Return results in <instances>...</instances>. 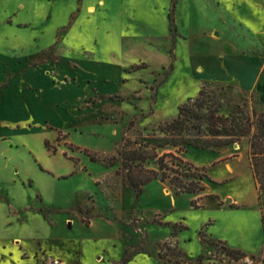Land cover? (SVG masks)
<instances>
[{"label":"rangeland","instance_id":"rangeland-1","mask_svg":"<svg viewBox=\"0 0 264 264\" xmlns=\"http://www.w3.org/2000/svg\"><path fill=\"white\" fill-rule=\"evenodd\" d=\"M96 1L0 0V142L11 151L0 159L9 201L0 203V241L12 253L0 264L17 260L5 217L23 207L34 214L21 213V264L61 263V253L69 264H176L175 247L179 264H237L222 247L246 255L238 264L264 261L246 140L179 154L209 179L193 195L155 180L136 198L106 163L123 139L157 134L202 88L222 114L264 111V96L233 76L264 74V34L219 22L222 0H108L107 10H86Z\"/></svg>","mask_w":264,"mask_h":264},{"label":"trees","instance_id":"trees-1","mask_svg":"<svg viewBox=\"0 0 264 264\" xmlns=\"http://www.w3.org/2000/svg\"><path fill=\"white\" fill-rule=\"evenodd\" d=\"M170 17L168 14L169 20ZM132 69L136 71L139 66ZM219 108L214 97L202 88L195 99H188L178 108L175 119L158 126L157 134L134 140L123 139L120 149L115 155L107 157L106 163L109 166L118 165L116 175L122 185L134 192L136 198L142 194L145 186L155 180L168 182L175 195H193L204 191L201 182L209 179L203 168L184 162L179 154L187 152L188 148L216 149L246 140L249 168L260 199L264 196V111L257 112L248 110L244 105H235L225 115L219 112ZM83 152L88 155L87 151ZM90 159L95 158L90 156ZM229 207L237 208L233 204ZM164 246L170 250L169 244ZM222 250L233 261L246 257L239 250L227 247H222ZM170 251L174 252L171 256L175 258V263H181L183 253L176 247ZM168 255L160 252L159 258L165 259ZM201 260L200 257L193 264H201ZM127 261L125 258L120 264Z\"/></svg>","mask_w":264,"mask_h":264},{"label":"crops","instance_id":"crops-1","mask_svg":"<svg viewBox=\"0 0 264 264\" xmlns=\"http://www.w3.org/2000/svg\"><path fill=\"white\" fill-rule=\"evenodd\" d=\"M82 1V0H80ZM108 0H97L95 4H88L86 6V10L89 9V7H95L94 5H97L101 8H105L107 10V6H109ZM216 9L219 8L222 10V14L217 17V19L221 20L223 19V23L225 24L226 27L232 28V27H238V28H244L246 31L250 30H259V32L264 34V0H222V4L218 5L215 7ZM249 33V32H248ZM258 71H253L252 73L248 74V77H250L252 80L247 79L242 75H237L233 74V76H236L239 83L244 87V88H252L258 92L261 97L264 96V74L262 73L261 76L257 75ZM11 151L7 149V146L5 143L0 142V159H6L5 155L9 154ZM6 165V164H3ZM13 175V174H12ZM22 181L20 180V184ZM22 186V184L20 185ZM1 191V190H0ZM4 202L9 206V201L7 199V194L6 198H0V203ZM261 205L263 206V214H264V196L261 197ZM29 207H23V209H15V208H9L7 215H6V226L13 228V235H12V240L11 244L13 249L16 252L17 260L13 261L12 264H21L24 261L29 260L28 259H22L21 258V253L25 252L24 248V241L23 239L20 238L18 235L19 230L22 231H29V228L26 227V224L24 222L25 218L22 216V211L26 210L27 213L34 214V211L28 210ZM40 212V211H39ZM37 212V215L39 219H41V223L45 224L46 227L47 225V220L40 215L41 213ZM31 235V240L37 244V247H44L42 244V239L41 235L30 232ZM1 245V254H0V262L3 260H11L12 253L11 252H3L5 250L4 246V240L2 239L0 241ZM42 247V248H43ZM38 250V248H37ZM264 251V248H263ZM5 253V254H4ZM36 254V253H35ZM34 254V255H35ZM62 256H64L63 253L57 255L59 259H61L60 264H69L68 261L62 260ZM34 259V258H33ZM239 262V261H238ZM237 262V264H238ZM35 263V260H34ZM236 264V263H235ZM258 264H264V261L258 263Z\"/></svg>","mask_w":264,"mask_h":264},{"label":"built area","instance_id":"built-area-1","mask_svg":"<svg viewBox=\"0 0 264 264\" xmlns=\"http://www.w3.org/2000/svg\"><path fill=\"white\" fill-rule=\"evenodd\" d=\"M44 264H60L59 260L57 259H48Z\"/></svg>","mask_w":264,"mask_h":264}]
</instances>
